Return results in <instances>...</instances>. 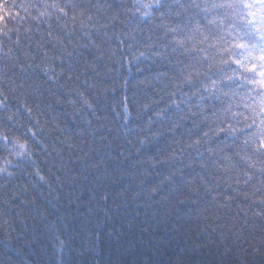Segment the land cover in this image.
<instances>
[{
    "label": "clouds",
    "instance_id": "9594fccd",
    "mask_svg": "<svg viewBox=\"0 0 264 264\" xmlns=\"http://www.w3.org/2000/svg\"><path fill=\"white\" fill-rule=\"evenodd\" d=\"M161 226L165 264H264V0H0V264Z\"/></svg>",
    "mask_w": 264,
    "mask_h": 264
},
{
    "label": "trees",
    "instance_id": "16d2710c",
    "mask_svg": "<svg viewBox=\"0 0 264 264\" xmlns=\"http://www.w3.org/2000/svg\"><path fill=\"white\" fill-rule=\"evenodd\" d=\"M150 150H154V146ZM131 215H134V213ZM124 218L128 219L130 216ZM156 235L165 243L158 245L147 233H142L139 229L129 230L126 227L124 234H118L119 238L117 236H104L102 240L103 255L101 264H115L117 260H124L127 264V261H130L133 256L140 254L145 249H151L156 253L159 257L158 264H165L166 257L174 256L179 247L186 243L183 237L175 236L170 228L169 230H164L163 226H161ZM40 243L43 246L45 241L41 239ZM4 246V241H0V248ZM48 246L50 247V245ZM39 255L43 258L44 251H39Z\"/></svg>",
    "mask_w": 264,
    "mask_h": 264
}]
</instances>
